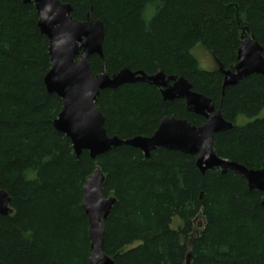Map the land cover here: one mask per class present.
Wrapping results in <instances>:
<instances>
[{
	"label": "trees",
	"instance_id": "16d2710c",
	"mask_svg": "<svg viewBox=\"0 0 264 264\" xmlns=\"http://www.w3.org/2000/svg\"><path fill=\"white\" fill-rule=\"evenodd\" d=\"M61 2L78 21H86L90 7L102 21L110 75L130 69L152 76L161 69L184 77L234 124L215 136V153L264 169V76L223 91L218 68L203 70L193 53L199 46L226 69L235 65L237 14L264 50V0ZM38 21L34 4L0 0V190L13 209L0 217V264H90L82 200L97 167L105 175L104 196L116 199L104 240L115 264H188L189 253V264H264V194L234 172L203 174L194 156L164 148L150 159L130 146L95 160L87 151L76 156L71 140L52 125L63 101L46 91L51 57ZM89 62L94 75L102 72L99 56ZM96 105L108 135L121 140L153 136L165 117L206 123L185 101L166 102L157 87L141 82L102 91Z\"/></svg>",
	"mask_w": 264,
	"mask_h": 264
},
{
	"label": "water",
	"instance_id": "95a60500",
	"mask_svg": "<svg viewBox=\"0 0 264 264\" xmlns=\"http://www.w3.org/2000/svg\"><path fill=\"white\" fill-rule=\"evenodd\" d=\"M23 3L35 5L38 27L49 40L51 65L45 74L44 84L49 94H55L63 101L62 110L52 125L71 140L78 158L87 151L95 160L113 149L130 146L150 159L153 151L164 148L194 156L196 166L203 174L214 169H219L222 174L234 172L247 182L251 191L264 194V169H250L220 158L214 151L215 136L234 128L233 123L223 118L221 105L217 108L212 99L195 92L184 77L168 76L161 69L152 76L130 69L110 75L103 52L105 26L101 20H95L92 7L86 21L82 22L72 16L73 7L61 0H23ZM236 19L240 33L237 63L226 69L216 61L218 73L223 76V91L252 75L264 76V50L250 27L241 22L239 14ZM93 56H99L103 61L102 72L98 75L93 74L89 62ZM137 82L157 87L166 102L185 101L187 111L205 118L206 123L196 127L186 120L165 117L151 137L138 136L129 140L110 137L105 117L96 105L98 97L102 91L116 90ZM104 183L105 175L97 167L84 187L82 208L89 221L90 264H115L104 251V240L105 222L116 199L104 196ZM11 202L9 194L0 190V217L13 214ZM262 205L264 207V202ZM190 259L191 253L188 264Z\"/></svg>",
	"mask_w": 264,
	"mask_h": 264
},
{
	"label": "rangeland",
	"instance_id": "374dc122",
	"mask_svg": "<svg viewBox=\"0 0 264 264\" xmlns=\"http://www.w3.org/2000/svg\"><path fill=\"white\" fill-rule=\"evenodd\" d=\"M194 50L195 51L193 53L197 57V59L199 60L200 66L203 70L213 71V70H216L218 68L215 59L212 57V55L209 52H207L206 50H204L203 48H201L199 46L196 47ZM262 115H264V113ZM249 121H251V120L250 119H241L240 123L246 124ZM178 223H179V221H175V224L173 227L177 228Z\"/></svg>",
	"mask_w": 264,
	"mask_h": 264
}]
</instances>
